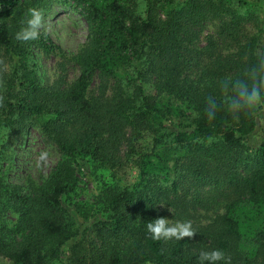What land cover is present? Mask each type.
Wrapping results in <instances>:
<instances>
[{
    "label": "trees",
    "instance_id": "trees-1",
    "mask_svg": "<svg viewBox=\"0 0 264 264\" xmlns=\"http://www.w3.org/2000/svg\"><path fill=\"white\" fill-rule=\"evenodd\" d=\"M53 7L86 23L76 53L42 30ZM36 52L58 58L50 86ZM244 86L264 96V0H0V264H264V103L233 108ZM30 128L59 160L21 187L5 137ZM81 169L107 175L91 203ZM158 219L194 234L153 239Z\"/></svg>",
    "mask_w": 264,
    "mask_h": 264
},
{
    "label": "rangeland",
    "instance_id": "rangeland-1",
    "mask_svg": "<svg viewBox=\"0 0 264 264\" xmlns=\"http://www.w3.org/2000/svg\"><path fill=\"white\" fill-rule=\"evenodd\" d=\"M50 19H46L42 24V30L46 32L49 38L58 45L66 53H76L79 48L85 43L87 37V25L84 20L70 9L53 7L49 13ZM211 29H205L202 32L201 40L206 34H211ZM248 37L254 36L253 28L248 27L246 31ZM204 41L201 42V44ZM37 64L44 83L50 86L57 77L56 66L57 57L49 56L43 57L38 52L35 53ZM67 81H73L78 76L76 68H70L66 72ZM99 79L96 77L90 86L91 91L97 89ZM147 92L150 90L147 88ZM27 136L23 141L17 138L15 134L12 137H5V152L7 158L3 164V168H7L6 176L14 185L26 187L29 182L35 184H42L51 169L59 160V153L55 147L47 144L37 128H30L27 130ZM15 139V141H13ZM264 140V117L261 119L260 130L254 143H260ZM5 170V169H4ZM82 174L80 189H82L81 199L85 202L91 203L94 197L98 194L100 188L99 180L97 178H107L103 172H89L81 169ZM135 175L134 170L128 172V178L132 179ZM169 217L172 213L169 212ZM16 216L9 214L10 219ZM172 226L179 228V225L174 223L172 219L168 221Z\"/></svg>",
    "mask_w": 264,
    "mask_h": 264
},
{
    "label": "clouds",
    "instance_id": "clouds-1",
    "mask_svg": "<svg viewBox=\"0 0 264 264\" xmlns=\"http://www.w3.org/2000/svg\"><path fill=\"white\" fill-rule=\"evenodd\" d=\"M33 16L35 19L29 21V23L35 28L36 25L39 23V14L33 13ZM27 35H30L32 37L36 36V32L32 31L28 33ZM27 38V36L25 37ZM239 102H236L233 104V108L239 107V105L242 103L243 105L254 108L255 106L264 103V96L261 95L258 88L253 87L250 91L247 88V86H244L239 91ZM212 119L211 114L208 115V120L210 121ZM166 221L164 219H158L155 224L149 223L148 224V230L152 234V238L159 240L162 237L165 239H168L172 236H177V238H182L184 236L191 237L194 233L190 230V224L183 225L179 231V234H177L176 228H166L165 227ZM223 253L219 250L212 251V252H201V262L208 260V261H219L223 259Z\"/></svg>",
    "mask_w": 264,
    "mask_h": 264
}]
</instances>
